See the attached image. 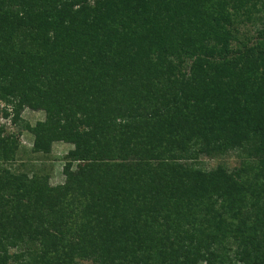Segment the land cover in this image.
<instances>
[{"label":"trees","instance_id":"obj_1","mask_svg":"<svg viewBox=\"0 0 264 264\" xmlns=\"http://www.w3.org/2000/svg\"><path fill=\"white\" fill-rule=\"evenodd\" d=\"M0 100V264H264V0H0Z\"/></svg>","mask_w":264,"mask_h":264},{"label":"rangeland","instance_id":"obj_2","mask_svg":"<svg viewBox=\"0 0 264 264\" xmlns=\"http://www.w3.org/2000/svg\"><path fill=\"white\" fill-rule=\"evenodd\" d=\"M6 114V115H5ZM14 111L11 104H8L0 100V127H3V135H16L18 137L21 149H25V154H21V159L25 161L31 158L29 150L32 148L33 137L26 131L18 133V127L13 123ZM21 118L24 122L29 123L34 126L36 122L44 120V113L41 111H32L28 108L24 109L21 113ZM71 149V146L65 143H55L52 147V153L48 160H46L45 165L48 169H51L52 178L50 183L52 185L61 184L64 181V176L62 174L63 167V157L66 155L67 151ZM35 166L41 165L42 160H33ZM230 162L234 161V158L229 159ZM217 162L209 161L208 167H213Z\"/></svg>","mask_w":264,"mask_h":264}]
</instances>
